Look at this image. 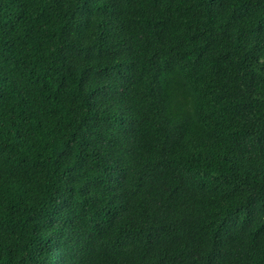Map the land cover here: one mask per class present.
<instances>
[{
	"label": "trees",
	"instance_id": "obj_1",
	"mask_svg": "<svg viewBox=\"0 0 264 264\" xmlns=\"http://www.w3.org/2000/svg\"><path fill=\"white\" fill-rule=\"evenodd\" d=\"M0 264H264V0H0Z\"/></svg>",
	"mask_w": 264,
	"mask_h": 264
}]
</instances>
